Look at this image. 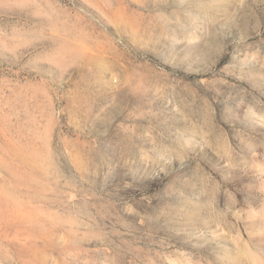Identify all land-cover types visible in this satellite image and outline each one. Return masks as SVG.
Returning a JSON list of instances; mask_svg holds the SVG:
<instances>
[{
	"label": "rangeland",
	"instance_id": "rangeland-1",
	"mask_svg": "<svg viewBox=\"0 0 264 264\" xmlns=\"http://www.w3.org/2000/svg\"><path fill=\"white\" fill-rule=\"evenodd\" d=\"M0 264H264V0H0Z\"/></svg>",
	"mask_w": 264,
	"mask_h": 264
}]
</instances>
